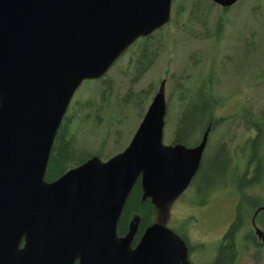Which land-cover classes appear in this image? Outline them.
<instances>
[{
	"label": "water",
	"instance_id": "water-1",
	"mask_svg": "<svg viewBox=\"0 0 264 264\" xmlns=\"http://www.w3.org/2000/svg\"><path fill=\"white\" fill-rule=\"evenodd\" d=\"M172 3L0 0V264H191L186 241L162 224H151L136 246L137 221L118 234L139 180L144 198L164 208L188 189L203 160L208 133L194 147L165 144L163 90L122 152L46 180L78 89L167 25Z\"/></svg>",
	"mask_w": 264,
	"mask_h": 264
},
{
	"label": "rangeland",
	"instance_id": "rangeland-1",
	"mask_svg": "<svg viewBox=\"0 0 264 264\" xmlns=\"http://www.w3.org/2000/svg\"><path fill=\"white\" fill-rule=\"evenodd\" d=\"M190 2L191 0H173L172 23L157 34V38L162 39L165 43L164 51L141 80L132 84L130 80L132 72H129L126 77L122 72H119L125 69V64L129 59L127 57L125 61L120 62L121 57L104 79H100L102 81L99 80L100 82L97 83L85 81L72 101L76 99L78 101V99L88 95H95L97 98L100 90L104 88L107 82L106 79L116 81L120 96L127 94L130 89L140 90L153 84L157 89L150 96L145 109L146 112L154 95L161 90L166 94L169 103L179 81L184 80L189 75L193 76L191 77L194 87L203 85L207 88L209 81H211L212 89L220 101L216 115L225 117L227 121L221 124L219 130L209 137L205 173L218 175V178L225 176V179L228 180L225 187L216 189L211 194L210 200L229 203L237 198L235 189L232 188L230 182L234 179L233 171L245 170L248 162L249 150L245 147L249 134L244 127L242 116L264 108V0H242L240 4L227 13H224L220 6L211 5V0L202 1L208 12L201 16L200 21L209 26L210 36L215 35V26L219 22L224 27L219 39L203 41L192 37H200L207 33L204 26L196 23L186 27ZM177 9L180 10L179 13H176L175 10ZM187 28L194 31L191 36L190 33H186ZM194 65L196 66L193 67ZM117 87L115 90L118 89ZM172 116V120L168 121L165 126V144L172 142V134L177 120L176 107ZM127 117V121L120 123ZM143 117H138L137 111L134 109L126 110L123 116L116 112L114 118L112 114L113 119L106 126L107 129L112 128L111 135L104 127L108 121L106 118L100 123L104 130H100L98 127L93 131L92 126H86L87 133L83 140L91 145V150H96L101 145L106 146L104 153L110 159L129 145ZM170 117L171 109L169 119ZM89 120L90 123L98 124L97 114ZM119 128L123 130H118ZM115 131H121L125 134L123 142L126 146L120 151L114 150L116 152L112 155L109 150H113ZM222 144L229 153L231 166L234 170L227 171V169L220 168L222 166H218V161L224 163L223 159L225 158L224 154L219 152ZM83 154L86 155V153ZM218 154L220 155L216 160ZM108 159L106 158V160ZM213 168L216 169L212 170ZM213 182L209 181L208 184ZM220 183L221 181H216V185H214L217 186ZM259 188L257 194L264 200V183ZM206 191L204 190L203 193ZM194 192L189 189L164 208H156L151 224L159 223L180 232L182 229L184 230L183 227L186 222L190 224V219L193 217L194 224L190 226L187 232L192 245L195 246L191 256L192 261L199 264L209 257L208 254L211 251H206V249L201 251L196 246L207 242L211 244V241L215 242L221 235L227 225L225 214L228 213L227 209H229L230 204L227 206L225 203H215L217 206H209L208 204L199 206L195 204L197 193L194 194ZM199 193L203 194L202 192ZM196 198L201 200L202 196L198 195ZM254 227L253 224H248L243 231L245 234L258 231V228ZM263 261L264 248L257 250L248 237L241 241V255L238 264H261Z\"/></svg>",
	"mask_w": 264,
	"mask_h": 264
},
{
	"label": "trees",
	"instance_id": "trees-1",
	"mask_svg": "<svg viewBox=\"0 0 264 264\" xmlns=\"http://www.w3.org/2000/svg\"><path fill=\"white\" fill-rule=\"evenodd\" d=\"M175 11L179 13L180 10L177 9ZM161 31L162 30L156 31L150 37L138 40L120 59V62H123L127 57L129 58L125 64V69L119 72H122L125 77L128 76L129 72H132V77L130 79L132 84L141 80L163 53L165 43L162 39L157 38V34ZM195 66L196 65L193 67ZM191 76L192 75H189L185 78L184 80L186 81H179V84L175 87L173 92L172 99L168 103L166 124L168 121L172 120V112H175V107L177 109V120L171 142L173 145L183 144L187 147L197 145L206 133H208L209 138L210 135L219 130L221 124L227 121L225 117H218L216 115L220 107V101L212 89V82L209 81V87L207 88L203 85L194 87L192 85L193 76ZM106 80L107 82H103L105 86L100 90L97 98L95 95H88L85 98L78 99V101H76V99V102L72 101L55 139L46 174L47 181L52 182L59 179L70 169L81 165L92 156L96 155L103 160H106V158L108 159L109 156L104 153V148L106 146L101 145L100 148L91 150V145L83 140L85 138L84 135L87 133L85 127L92 126L93 131L98 127L100 130H104L100 123L107 118L108 121L104 124V127L111 135L112 128L107 129L106 126L112 121L116 112L123 116L126 110L134 109L137 111V116L141 118L145 115L144 113H146L145 109L149 103L150 96L157 89L151 84L147 88L140 90L130 89L127 94L120 96L116 81L114 79ZM100 81H89V83H97ZM116 87L118 88L117 90H115ZM132 87H134V85H132ZM170 109L171 117L169 119ZM95 114H97L98 120V124L96 125L90 123L89 120ZM242 118L246 131L248 134L251 132L245 147L249 150V145L251 146V155L248 157L245 168L246 171L244 173L233 171L236 180H234V182H232L233 180L230 181L241 193V201L243 202L240 206L241 212L245 210L249 201H252V204H249L251 206L249 208L252 209L257 207V201L262 199L258 195L253 197V193L250 194L249 192L254 187L261 186L264 183V108L255 113H247L243 115ZM127 119L128 117L123 119L120 123H124ZM118 130L123 129L119 128ZM124 136L125 134L121 131H115L114 143L112 145L113 150H109L110 154L113 155L117 150L120 151L126 146L123 142ZM219 150V152L224 154L223 156H225V158L223 159L224 163L218 161V166H222L220 168L225 170H234L233 166H231L229 153H227L224 146H220ZM83 153H86V155ZM219 155L220 154L216 157V160L219 158ZM207 160L208 158L205 152L196 182L193 183V186L196 187L197 185L198 187H202V189H208L213 185L211 189H216L221 185H225L228 181L225 179V176L218 178V175H207L205 173ZM214 169L216 168L212 170ZM249 169L255 170L253 177H249ZM209 181L214 182L208 184ZM216 181H221V183L215 186ZM156 208L157 207L153 205L151 199L144 198L143 188L139 180L127 200L122 217L119 221V236H125L129 232L131 223L137 221L139 223V228L134 240V246H136L145 230L151 225ZM241 221L242 220L238 219L235 226L241 223ZM232 231L233 229L230 232L232 233ZM180 233L184 234L182 231H180ZM231 233L228 234L230 238H232L233 235ZM231 246L232 241L230 246L224 248V257L232 254V251H230Z\"/></svg>",
	"mask_w": 264,
	"mask_h": 264
},
{
	"label": "flooded vegetation",
	"instance_id": "flooded-vegetation-1",
	"mask_svg": "<svg viewBox=\"0 0 264 264\" xmlns=\"http://www.w3.org/2000/svg\"><path fill=\"white\" fill-rule=\"evenodd\" d=\"M240 2H242V0H238L236 3H234L233 5H231L229 7H225V6H222V5L214 2L213 0H211V5H215L217 7L220 6L223 9V12L227 13L233 7H236L238 4H240ZM189 6H190V12L188 14V25L186 27H188L189 24L194 25L197 23L198 25L204 26L205 29H207L206 30L207 33L201 35L200 37L193 36L192 38L199 40V41L210 40V39H219V37L221 36V34L224 31V29H223L224 27L222 26V24L220 22H219V24H217L215 26V30H214L215 35L210 36V34H209L210 30H208L209 26H207L206 23L200 21L201 16L208 12V9H206L204 7V4L202 3V0H191ZM172 12H173V3H172ZM172 12H171V19H170V22L168 24L172 23ZM168 24L165 25L160 30H163L166 26H168ZM193 32L194 31L189 29V28H187V30H186V33H190V36L192 35ZM250 135H251V132L249 133V136H248L249 138H250ZM202 140L199 141V144L202 142ZM208 143H209V138H208V142L206 145L205 152H207V150H208V147H209ZM199 144H197V145H199ZM197 145H194V146H197ZM194 146H191V147H194ZM220 146H224V144H222ZM249 150L250 151H248V157L251 155V146L250 145H249ZM205 152H204V154H205ZM203 157H204V155H203ZM199 170H200V168H199ZM199 170H198V172H199ZM227 171H229V170L227 169ZM245 171L246 170H242V171H239L237 173H244ZM254 171L255 170H253V169H249V172H248L249 177L254 176ZM198 172H197L196 176L194 177V179L192 180V182H191V184L187 190L192 189L193 192L195 190V192L197 193V196H195V204L196 205L204 206V205L208 204L209 206H217L215 203H220L221 201L210 200V196L213 192H215L216 189L221 188V187L223 188V187H225V185H221L220 187H218L216 189H211L212 187L209 189H202V187H200V186L198 187L197 185H196V187H194L193 183L196 182ZM234 180H236L235 176H234V179L232 182H234ZM259 187H261V186L254 187L252 190H250L249 193L250 194L253 193V197L257 196L258 195L257 191L260 189ZM206 188H208V187H206ZM232 188L235 189V193L237 194L236 200L229 202V203L223 202L227 206L230 204L229 209H227L228 213L225 214L227 217L226 228L221 233V235L216 239L215 242H212L210 240L211 244H209L207 242V243H203L200 246H196L201 251H204L205 249H206V251L207 250L211 251V253L208 254L209 257L205 261L200 262L199 264H238L239 259H240V255H241V241L245 240L246 237H248L249 241L251 243H253V245L256 247L257 250H261L262 248H264V200L261 199V200L257 201L258 206L255 208H252V209L249 208V207H251L249 204H252V201H249L248 205L245 207V210H243L241 212L240 206L243 204V202L241 201V193L235 185H232ZM204 190H207V191L205 193H203ZM225 190H227V189H225ZM198 191L202 192L203 194L199 193ZM195 192H194V194H195ZM198 195L202 196L201 200L196 198V197H198ZM192 203H193V201H192ZM223 203H220V204H223ZM188 217H190V216H188ZM238 219L242 220V221L237 226H235ZM193 224H194V221H193V217H192L190 219V224L186 222L185 226L183 227L184 230L183 229L181 230L184 234H181L180 232H177V231H175V232L178 233L186 241V244H187L188 249H189L190 263L196 264V263H194V261H192V257H191L193 255V250L195 249V246L192 245V243L189 239V234L187 232L190 229V226ZM248 224H253V226L258 228L257 229L258 231L250 232L249 234H245L243 230ZM232 229H233V231L231 233L230 231ZM229 233L233 234L232 238H230V236H228ZM182 235H184V236H182ZM231 241H232V246H231L230 251H232V254L224 257V253H225L224 248L226 246H230ZM261 264H264V261Z\"/></svg>",
	"mask_w": 264,
	"mask_h": 264
}]
</instances>
